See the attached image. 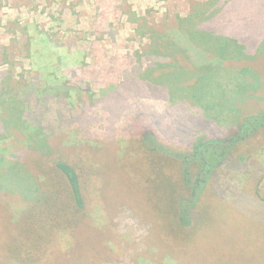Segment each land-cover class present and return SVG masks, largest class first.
Returning a JSON list of instances; mask_svg holds the SVG:
<instances>
[{
	"label": "rangeland",
	"instance_id": "374dc122",
	"mask_svg": "<svg viewBox=\"0 0 264 264\" xmlns=\"http://www.w3.org/2000/svg\"><path fill=\"white\" fill-rule=\"evenodd\" d=\"M242 1L253 5L235 15L216 9L232 15L222 25L219 17L201 23L211 0H1L0 264H264V216L245 203H264V130L224 162L206 192L210 223L186 239L154 214V169L140 145L148 129L188 151L264 112V0ZM242 12L259 23L238 22ZM245 40L255 53L244 52ZM33 101L41 103L39 126L29 117ZM54 133L60 152L97 168L91 212L80 230L59 234L51 261L48 253L18 262L7 251L23 208L39 196L22 140ZM20 149L24 159L7 165Z\"/></svg>",
	"mask_w": 264,
	"mask_h": 264
},
{
	"label": "trees",
	"instance_id": "16d2710c",
	"mask_svg": "<svg viewBox=\"0 0 264 264\" xmlns=\"http://www.w3.org/2000/svg\"><path fill=\"white\" fill-rule=\"evenodd\" d=\"M233 1L231 13L235 15L234 13L237 12L235 9H239L235 3L241 5L240 9L243 10L242 3L246 2ZM251 6L247 4L246 9ZM240 14L242 16L243 12ZM250 15L253 16L251 13ZM255 18L257 20L259 16ZM206 30L211 31L210 28ZM255 50V48L249 49L248 54L255 53ZM224 58L215 57L217 60ZM0 77H6V74ZM6 78L0 80V99L5 96L2 90L3 86H6L4 82ZM30 96H32L30 92L25 93L22 99L29 101ZM33 103L32 116L29 115L33 119L30 121L39 126L41 103L39 101H33ZM2 112L1 107L0 136L5 138L4 129L7 124ZM9 126H13L12 123L8 124V128ZM262 130H264V112L242 117L241 121L237 122L236 129L229 130L222 138L197 140L188 151L166 146L157 140L151 130H143L140 135V145L149 154L154 169V176L149 182V188L153 192V208L156 211L154 214L157 216L163 214L171 228L184 232V239L196 235L198 229L202 228L207 221L210 223L208 216L211 207L207 205L206 192L218 171L238 145L248 141ZM54 135L55 133L45 137L40 134L33 137L25 134L28 145L21 136L29 156L24 157L26 164H31L30 169L34 172L29 173V176L33 181L34 191L39 196L23 208L25 214L22 220V231L20 234L17 233L7 251L9 257L18 262L38 263L45 259L48 253L50 256L47 258L51 261L53 255L58 253L53 247L59 244L57 241L59 234L78 229L89 218L88 214L91 212L90 190L92 192V178L96 175L97 168L93 163L86 165V159L84 160L80 154L60 152L65 149H61L60 144L53 143L55 139H58ZM35 146L38 148L36 149ZM21 151L23 149L17 153L11 152L8 157L10 163L7 165L20 163L24 159L17 157ZM1 190L4 188L0 187V192ZM259 196L255 197L261 198ZM262 202L255 201L251 196L245 198L246 204L255 203L260 207V212L264 216Z\"/></svg>",
	"mask_w": 264,
	"mask_h": 264
},
{
	"label": "crops",
	"instance_id": "0c3cea01",
	"mask_svg": "<svg viewBox=\"0 0 264 264\" xmlns=\"http://www.w3.org/2000/svg\"><path fill=\"white\" fill-rule=\"evenodd\" d=\"M233 2H234L233 0H211V17H207L206 18V21L203 20V21H201V23H211L212 20L218 18L219 15H220L219 12H215L217 8L233 7ZM235 4H236L235 6H237L238 8H241V5H238L237 3H235ZM247 4L253 5V4L249 3V2L242 3L243 6H245V5L247 6ZM232 15H229L228 13H225L222 17H219L220 24H222V25L228 24V22L231 19ZM253 16H251L250 13L245 12V13H243L242 16L241 15L239 16L238 22H240L241 20H243V17H245V21H247L249 23H251V22L259 23V22L256 21V18H255L256 14H253ZM220 18H222V19H220ZM253 20H255V21H253ZM199 30H200V28H199ZM205 31L208 32V33H210V34H213V35H216V34H223V35H225L226 34L221 29L216 34L212 33L209 30H206V29L205 30H200V32H204V33H205ZM216 36H218V35H216ZM233 41L237 44V41H235V40H233ZM243 46H244V48H243L244 49V52H246V50H247V53H248V50L250 49L249 48V41L245 40ZM215 54H217V53H215Z\"/></svg>",
	"mask_w": 264,
	"mask_h": 264
}]
</instances>
